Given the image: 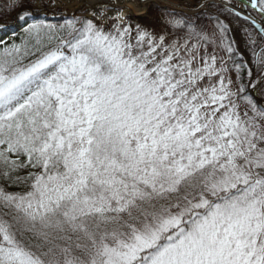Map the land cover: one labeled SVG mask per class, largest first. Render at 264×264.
Masks as SVG:
<instances>
[{"label":"snow or ice","instance_id":"snow-or-ice-1","mask_svg":"<svg viewBox=\"0 0 264 264\" xmlns=\"http://www.w3.org/2000/svg\"><path fill=\"white\" fill-rule=\"evenodd\" d=\"M70 3L0 40V264H264V0Z\"/></svg>","mask_w":264,"mask_h":264},{"label":"rangeland","instance_id":"rangeland-1","mask_svg":"<svg viewBox=\"0 0 264 264\" xmlns=\"http://www.w3.org/2000/svg\"><path fill=\"white\" fill-rule=\"evenodd\" d=\"M80 1L81 0H77ZM90 1V0H89ZM88 1V2H89ZM94 2H97V0H93ZM13 3V0H0V30L4 25L9 26V28L5 29L3 35H12L15 32H18L22 29V22L17 19V12L20 11L19 8H12L10 5ZM22 3L25 7L29 6L31 3V0H22ZM77 4L75 0H71V3L67 8L62 9H49L46 14L40 13L39 11H36L35 14L40 17V19L45 20V22L48 23H62L64 19L65 13H71L73 11H80V6L83 4H87V1L84 0L80 4ZM80 5V6H79ZM87 14V13H84ZM145 18L143 19V23H140V25L144 26L147 29H156L157 31L160 30V22H159V13L156 10V8L153 6V3L149 5L148 9L145 11ZM57 18V20L55 19ZM61 18V19H60ZM243 23L239 24H232L231 28H234L235 30H232L230 32L231 39L233 41V46L239 50H241L242 53L246 55V57L239 52V56L243 57L245 63L248 67H251L254 71L256 70V64L254 62V56H253V46L250 44L249 39L244 32V26H242ZM11 26V27H10ZM248 27V26H247ZM237 36L240 37V40L237 38ZM8 37V36H7ZM258 39V38H257ZM237 45V46H236ZM244 48V49H243ZM259 40L256 46V51L259 52ZM264 99V96H261Z\"/></svg>","mask_w":264,"mask_h":264},{"label":"bare ground","instance_id":"bare-ground-1","mask_svg":"<svg viewBox=\"0 0 264 264\" xmlns=\"http://www.w3.org/2000/svg\"><path fill=\"white\" fill-rule=\"evenodd\" d=\"M75 1L77 2V4L79 3V1H77V0H75ZM82 1H84V0H81L80 3ZM86 1H87V4L96 3L93 0H90V1L86 0ZM120 3L129 9V15H131V16L132 15H143V13L147 10V8L149 6L147 3L138 4L134 0H120ZM87 4H85V5H87Z\"/></svg>","mask_w":264,"mask_h":264},{"label":"trees","instance_id":"trees-1","mask_svg":"<svg viewBox=\"0 0 264 264\" xmlns=\"http://www.w3.org/2000/svg\"><path fill=\"white\" fill-rule=\"evenodd\" d=\"M133 23H143L142 20H133ZM5 31L0 30V40H4V41H8L11 42L12 39H16L17 41L19 40L20 35H22V29L19 30L18 32H15L12 35H8V37L6 35H3Z\"/></svg>","mask_w":264,"mask_h":264},{"label":"water","instance_id":"water-1","mask_svg":"<svg viewBox=\"0 0 264 264\" xmlns=\"http://www.w3.org/2000/svg\"><path fill=\"white\" fill-rule=\"evenodd\" d=\"M132 17L138 18L139 16H132ZM255 99L257 100L258 103L262 102V100L257 95H255Z\"/></svg>","mask_w":264,"mask_h":264},{"label":"flooded vegetation","instance_id":"flooded-vegetation-1","mask_svg":"<svg viewBox=\"0 0 264 264\" xmlns=\"http://www.w3.org/2000/svg\"><path fill=\"white\" fill-rule=\"evenodd\" d=\"M255 15V13H253Z\"/></svg>","mask_w":264,"mask_h":264}]
</instances>
